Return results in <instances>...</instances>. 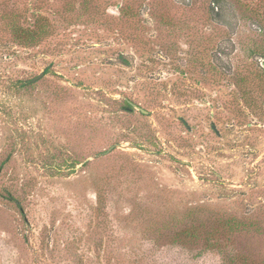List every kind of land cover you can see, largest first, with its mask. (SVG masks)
<instances>
[{"label":"rangeland","instance_id":"374dc122","mask_svg":"<svg viewBox=\"0 0 264 264\" xmlns=\"http://www.w3.org/2000/svg\"><path fill=\"white\" fill-rule=\"evenodd\" d=\"M225 2L0 0V264H264V0Z\"/></svg>","mask_w":264,"mask_h":264},{"label":"trees","instance_id":"16d2710c","mask_svg":"<svg viewBox=\"0 0 264 264\" xmlns=\"http://www.w3.org/2000/svg\"><path fill=\"white\" fill-rule=\"evenodd\" d=\"M218 10L215 12V16H216V20L217 22L224 27L229 26V24L231 25V19H229V12H228V6L225 2V0H220V3L216 5ZM215 6L212 8V10H214ZM253 34H257L259 36H261L264 39V17H261L259 15H255V19L253 21ZM249 52H251V54H253V56L261 59V63L260 64H256L255 66H253V72L254 74L259 77L261 76V78H264V42L259 43L258 45H254V47L250 48L249 47ZM119 60L121 61L122 64L124 65H129L130 61L125 57V55L120 54L119 55ZM237 68L239 66H236ZM235 75H238L239 77L241 76V74L239 72H234ZM29 84H32V81L29 80L27 82H23L21 85L22 86H28ZM124 104L127 107H132L129 103V100L124 101Z\"/></svg>","mask_w":264,"mask_h":264},{"label":"water","instance_id":"95a60500","mask_svg":"<svg viewBox=\"0 0 264 264\" xmlns=\"http://www.w3.org/2000/svg\"><path fill=\"white\" fill-rule=\"evenodd\" d=\"M41 75H42V73L39 74L38 76H36L35 78H33L31 81L33 82V81L37 80ZM129 103H130V105H131L132 107L138 109V110L141 111L142 113H147V111H146L145 109H143L142 107L136 105L135 103H133V102H131V101H129ZM112 147H113V146H112ZM112 147H110V148H112Z\"/></svg>","mask_w":264,"mask_h":264},{"label":"flooded vegetation","instance_id":"af4514ba","mask_svg":"<svg viewBox=\"0 0 264 264\" xmlns=\"http://www.w3.org/2000/svg\"><path fill=\"white\" fill-rule=\"evenodd\" d=\"M129 101H130V100H129ZM131 102H132V101H131ZM183 122H184V124H185L187 127H189L188 124L186 123V121L183 120ZM212 129H214V130L216 131V127H215V125H212ZM217 133H218V132H217Z\"/></svg>","mask_w":264,"mask_h":264}]
</instances>
